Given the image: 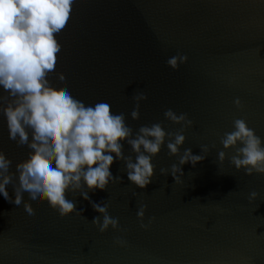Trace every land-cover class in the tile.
Returning a JSON list of instances; mask_svg holds the SVG:
<instances>
[{"label": "water", "instance_id": "water-1", "mask_svg": "<svg viewBox=\"0 0 264 264\" xmlns=\"http://www.w3.org/2000/svg\"><path fill=\"white\" fill-rule=\"evenodd\" d=\"M58 43L62 58L53 87L59 89L63 77L75 98L108 103L134 133L155 123L177 132L182 125L164 113H185L193 123L184 128L180 152L191 148L206 157L183 165L175 183L170 172L179 157L169 155L165 143L145 189L115 161L110 171L121 182L88 193L118 219V229L104 233L92 223L99 213L78 191L66 196L81 212L63 217L46 201L36 206L25 199L34 221L0 196V264H264V174L237 170L235 149L221 144L236 119L264 139V0H83ZM179 55L187 60L173 69L167 60ZM140 92L147 99L133 120ZM0 150L12 171L28 156L9 139L2 114ZM123 150L134 156L126 143ZM8 191L14 199L11 185ZM252 191L258 196L250 201ZM142 205L143 219L137 216Z\"/></svg>", "mask_w": 264, "mask_h": 264}, {"label": "clouds", "instance_id": "clouds-1", "mask_svg": "<svg viewBox=\"0 0 264 264\" xmlns=\"http://www.w3.org/2000/svg\"><path fill=\"white\" fill-rule=\"evenodd\" d=\"M82 2L0 0V92L4 93L0 94V114L9 139L28 149L27 158L16 164L15 171L11 170V159L0 150V196L14 203L16 209L23 206L25 216L34 221L31 207L23 204L25 199L36 206L46 201L63 217L78 211L76 203L66 196L78 191L99 213L92 223L104 233L109 227L118 229V219L109 215L107 204L92 202L88 193L104 191L110 183L121 182V177H114L110 171L115 161H123L128 180L145 189L155 174L152 159L165 143L169 155L179 157L170 172L175 183L183 175V165L195 166L206 156L193 154L191 148L180 152L186 139L184 128L193 123L185 113L177 114L172 109L164 113L168 121L182 125L177 132H168L162 124L155 123L141 126L134 133L124 114L113 113L108 103L86 105L75 98L63 77L59 78L60 88L53 87L62 58L58 41L69 30L75 8ZM186 60L185 55L173 56L167 64L176 69L178 61ZM133 98L136 106L130 115L138 120L140 101L147 96L140 92ZM234 103L240 106L238 98ZM125 143L134 156H125ZM221 144L225 150L235 149L231 164L237 170L244 169L249 175L264 174V139L244 119L234 121L233 131L224 134ZM208 150V146H201L202 152ZM225 158V152H219L221 163ZM160 171L162 175L169 174L167 169ZM9 185L14 199L9 195ZM257 196L252 191L249 200ZM145 209L144 205L139 208V218L143 219ZM116 243L123 246L125 241L118 239Z\"/></svg>", "mask_w": 264, "mask_h": 264}]
</instances>
